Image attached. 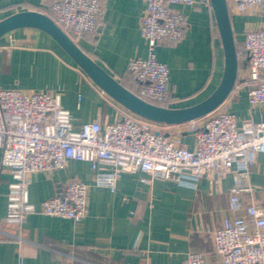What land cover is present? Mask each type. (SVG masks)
<instances>
[{"label": "crops", "instance_id": "obj_1", "mask_svg": "<svg viewBox=\"0 0 264 264\" xmlns=\"http://www.w3.org/2000/svg\"><path fill=\"white\" fill-rule=\"evenodd\" d=\"M49 1L0 0V19L23 10L46 14ZM100 1L98 35L74 41L126 86L129 60L146 56L147 45L140 33L144 4L140 0ZM172 7L186 15L188 28L179 40L160 43L156 54L169 69L168 106L183 107L202 100L216 87L223 52L209 2L195 0L192 6ZM229 14L237 47L246 30L264 29V12L257 9L230 10ZM245 73L238 67L236 79ZM0 87L58 95L76 127L90 120L102 126L117 121L126 109L103 92L48 34L31 27L14 29L0 38ZM221 105L235 115L238 126L264 121V105L252 106L240 82ZM182 139L192 146L191 134L184 133ZM238 171L234 165L216 187L207 178L190 186L146 173L122 172L110 191L94 184L89 162L69 160L62 169L31 173L28 199L38 206L58 193L66 180H81L89 184L86 216L75 223L37 211L18 226L5 220L11 176L0 167V264H176L188 252L201 253L206 264H221L210 231L224 217L244 214L243 209L232 212L228 208ZM240 183L251 187L238 193L243 206L251 201L264 205L263 154H255Z\"/></svg>", "mask_w": 264, "mask_h": 264}, {"label": "built area", "instance_id": "obj_2", "mask_svg": "<svg viewBox=\"0 0 264 264\" xmlns=\"http://www.w3.org/2000/svg\"><path fill=\"white\" fill-rule=\"evenodd\" d=\"M140 1L146 56L129 60L126 87L148 102L168 106L169 69L158 60L156 48L162 42L179 40L188 28L186 15L172 5L192 6L195 0ZM226 2L229 12H264V0ZM49 12L73 40L99 33L100 0H50ZM236 55L238 67L246 73L236 79L234 87L240 82L252 106L264 105V29L246 30ZM221 106L179 124L152 121L124 109L117 121L102 126L90 120L76 127L58 95L0 87V167L11 176L5 220L19 226L38 211L80 222L88 212V183L68 179L58 193L38 206L28 199L31 173L62 169L69 160L89 162L94 184L110 191L122 172L146 173L190 186L207 178L216 187L236 165L239 171L228 208L232 212L243 209L244 214L224 217L210 231L213 249L221 264H264V205L251 201L243 206L238 195L251 190L240 182L255 154L264 155V121L238 126L235 115ZM184 133L192 135L191 147L183 141ZM176 264L206 263L201 253L188 252Z\"/></svg>", "mask_w": 264, "mask_h": 264}, {"label": "water", "instance_id": "obj_3", "mask_svg": "<svg viewBox=\"0 0 264 264\" xmlns=\"http://www.w3.org/2000/svg\"><path fill=\"white\" fill-rule=\"evenodd\" d=\"M209 4L223 52L222 73L210 94L194 104L183 107L154 104L134 94L85 53L50 16L41 11H17L1 18L0 38L21 27L41 30L48 34L103 92L127 110L152 121L179 124L217 109L229 96L236 82L238 60L227 2L209 0Z\"/></svg>", "mask_w": 264, "mask_h": 264}, {"label": "trees", "instance_id": "obj_4", "mask_svg": "<svg viewBox=\"0 0 264 264\" xmlns=\"http://www.w3.org/2000/svg\"><path fill=\"white\" fill-rule=\"evenodd\" d=\"M46 14H47L48 16H51V14H50V12H49V9L47 10ZM215 31H216V33H217L216 27H215ZM217 36H218V33H217ZM218 39H219V37H218Z\"/></svg>", "mask_w": 264, "mask_h": 264}, {"label": "rangeland", "instance_id": "obj_5", "mask_svg": "<svg viewBox=\"0 0 264 264\" xmlns=\"http://www.w3.org/2000/svg\"><path fill=\"white\" fill-rule=\"evenodd\" d=\"M239 82V81H238Z\"/></svg>", "mask_w": 264, "mask_h": 264}]
</instances>
